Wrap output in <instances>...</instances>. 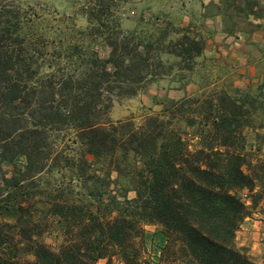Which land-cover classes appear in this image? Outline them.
Wrapping results in <instances>:
<instances>
[{
	"label": "trees",
	"instance_id": "trees-1",
	"mask_svg": "<svg viewBox=\"0 0 264 264\" xmlns=\"http://www.w3.org/2000/svg\"><path fill=\"white\" fill-rule=\"evenodd\" d=\"M98 19L90 36L103 38L106 57L70 42L40 71L26 44L9 47L20 27L0 0V264H138L147 251L145 264L167 253L166 264H259L236 232L264 206V164H252L244 137L264 128L261 89L227 76L199 95L154 96L160 110L139 125L111 121L113 97L135 96L175 68L184 82L205 41L169 21L121 30ZM52 227L65 238L57 251L41 239ZM13 234L31 263L16 260Z\"/></svg>",
	"mask_w": 264,
	"mask_h": 264
},
{
	"label": "rangeland",
	"instance_id": "rangeland-1",
	"mask_svg": "<svg viewBox=\"0 0 264 264\" xmlns=\"http://www.w3.org/2000/svg\"><path fill=\"white\" fill-rule=\"evenodd\" d=\"M1 3L5 10L16 13L20 27L21 36L16 43H8L9 47L23 49V44H26L29 47L27 54L38 63L40 71L47 69L43 65L56 64L58 58H64L63 48L70 42L90 44L100 57H106L109 47L104 43L103 38L90 36V28L98 24L100 17L110 25H118L121 30H128L148 23L163 26L168 18H174L178 13V0H1ZM28 28L30 29L29 35L23 36ZM202 58L205 61L201 62ZM202 58H198V63L192 72H181L184 75V80H182L184 82H179L174 78L180 74V72L177 74L175 68L172 69L171 77L161 78L149 84L144 91L135 96L113 97L108 111L109 120L131 119L139 125L146 116L160 110V106L154 103V96L179 99L183 96L199 95L218 87L221 83L218 76L220 70L218 71L216 65L204 56ZM181 83H185L182 89H180ZM189 132L191 130L183 132L187 134H185L186 138L189 137ZM244 137L247 151L251 153L252 164H264V128L257 131L246 129ZM195 141L197 138L192 139L191 142ZM188 149L192 151L193 146L189 145ZM16 162L21 165L22 158H18ZM5 168L9 173L11 167L6 166ZM115 175L111 173V178ZM54 177L58 179L54 184L58 183L65 187L69 183L67 179H59L57 173H54ZM132 196L133 193L129 192L128 197ZM39 201L38 207H42L44 204L41 200ZM259 208L243 221L236 232V241L239 245L249 244L246 247L249 249L251 259L254 258L252 254L256 258L264 255V206L262 202ZM2 221L13 223L11 218H5ZM48 222L51 223L52 220L48 219ZM144 228L154 229L152 226ZM51 231L45 232L41 239L50 245L53 251H57L65 238L61 229L52 227ZM11 238L13 242L11 247L16 260L19 263H31L33 257L25 250V243L20 240L19 235L13 234ZM149 255L148 251L142 253L137 263L145 264L144 261L149 258ZM163 259L165 260H160L157 264H166V260L169 259L168 253ZM106 261V258H103L96 264H123L116 256H113L109 263Z\"/></svg>",
	"mask_w": 264,
	"mask_h": 264
},
{
	"label": "crops",
	"instance_id": "crops-1",
	"mask_svg": "<svg viewBox=\"0 0 264 264\" xmlns=\"http://www.w3.org/2000/svg\"><path fill=\"white\" fill-rule=\"evenodd\" d=\"M224 1L228 0H178V13L166 21L201 33L202 56L220 70V81L231 76L234 85L258 87L264 94V0H254L249 7L245 0ZM252 255L264 264V255Z\"/></svg>",
	"mask_w": 264,
	"mask_h": 264
}]
</instances>
